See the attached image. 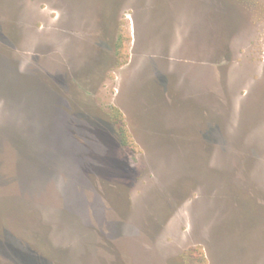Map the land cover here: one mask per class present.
Here are the masks:
<instances>
[{"label":"rangeland","instance_id":"rangeland-1","mask_svg":"<svg viewBox=\"0 0 264 264\" xmlns=\"http://www.w3.org/2000/svg\"><path fill=\"white\" fill-rule=\"evenodd\" d=\"M0 264H264V0H0Z\"/></svg>","mask_w":264,"mask_h":264}]
</instances>
